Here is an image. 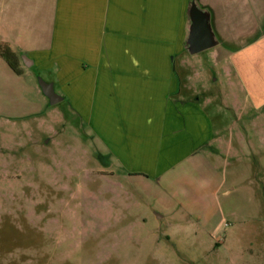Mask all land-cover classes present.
I'll use <instances>...</instances> for the list:
<instances>
[{"label": "rangeland", "instance_id": "374dc122", "mask_svg": "<svg viewBox=\"0 0 264 264\" xmlns=\"http://www.w3.org/2000/svg\"><path fill=\"white\" fill-rule=\"evenodd\" d=\"M216 27L218 46L180 54L182 84L214 103L235 92L238 120L221 153L167 176H129L69 100L51 104L49 75L0 59V264H264V115L222 58L264 26Z\"/></svg>", "mask_w": 264, "mask_h": 264}, {"label": "crops", "instance_id": "0c3cea01", "mask_svg": "<svg viewBox=\"0 0 264 264\" xmlns=\"http://www.w3.org/2000/svg\"><path fill=\"white\" fill-rule=\"evenodd\" d=\"M189 3L0 0V42L10 46L16 61L26 58L28 67L50 76L129 176H167L212 147L221 153L226 124L238 120L230 114L239 104L235 92L233 105L223 98L214 103L182 84L188 70L179 67L178 58L186 49L180 44H186ZM213 5L216 34V26L235 28L236 37L243 26H264V0H214ZM222 58L255 121L264 115V32ZM0 59L24 73L18 61L21 73L1 54Z\"/></svg>", "mask_w": 264, "mask_h": 264}, {"label": "water", "instance_id": "95a60500", "mask_svg": "<svg viewBox=\"0 0 264 264\" xmlns=\"http://www.w3.org/2000/svg\"><path fill=\"white\" fill-rule=\"evenodd\" d=\"M188 20L185 47L190 54H197L219 45L220 40L212 25L211 11L202 7L198 0H190ZM25 62L29 65L26 58ZM39 84L51 104H57L63 100V96L55 90L53 82L39 78Z\"/></svg>", "mask_w": 264, "mask_h": 264}, {"label": "trees", "instance_id": "16d2710c", "mask_svg": "<svg viewBox=\"0 0 264 264\" xmlns=\"http://www.w3.org/2000/svg\"><path fill=\"white\" fill-rule=\"evenodd\" d=\"M0 54L7 60L9 65L18 73L21 70L18 68L15 52L6 43L0 42Z\"/></svg>", "mask_w": 264, "mask_h": 264}]
</instances>
